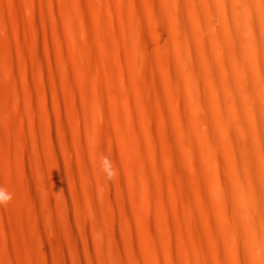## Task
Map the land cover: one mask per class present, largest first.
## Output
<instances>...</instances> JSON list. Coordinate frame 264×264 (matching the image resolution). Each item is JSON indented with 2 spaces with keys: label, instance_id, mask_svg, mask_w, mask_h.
Masks as SVG:
<instances>
[{
  "label": "bare ground",
  "instance_id": "obj_1",
  "mask_svg": "<svg viewBox=\"0 0 264 264\" xmlns=\"http://www.w3.org/2000/svg\"><path fill=\"white\" fill-rule=\"evenodd\" d=\"M41 1H50V17L56 26L54 37L62 48L72 45L77 60L90 58L80 75L85 83L86 108L77 110L78 115H84V110L87 112L92 106L108 124L107 133H114L105 103L89 87L96 77L94 67L100 60V46L104 53L119 60V64L110 67L112 86L120 78L138 90L137 96H123L124 117L130 123L127 131L120 132L123 143L132 145L148 139L156 164L160 142L153 130L154 108L158 107L165 116L172 108H168V100H174L179 129L163 139L162 156L169 163L170 176L180 180L191 176L200 196L197 200L185 198L186 207L180 212L190 233L180 247L172 244L169 227L159 236L154 235V229H148L146 242L156 263L264 264V0H164L163 6L155 3L151 21L158 29V47L167 56L160 63L162 78L153 68L160 59L153 54L155 42L142 26L141 13L134 8V20L128 22L124 0H61L60 5L55 0ZM92 1L99 4L93 13L94 8L87 4ZM112 1H117L121 9L122 35L111 16ZM80 38H84V43H80ZM125 49L129 55H142L144 64L127 57ZM65 54L63 50L61 62L67 68ZM173 56L178 60L174 61ZM138 65L143 66L139 70L143 75L140 83L133 80V73L140 69ZM67 74L63 83L67 92L73 93ZM153 92L159 96L157 102ZM143 125L147 126L145 131ZM62 126L64 149L72 163L73 148L66 127ZM183 162L190 165L191 172L182 168ZM110 165L116 169L113 163ZM211 199L217 201V205H212L218 212L214 219ZM121 209L124 221L131 224L130 210L123 199ZM39 210L36 204L35 212ZM14 214L20 218L18 211L14 210ZM90 214L88 208L80 207L81 220L87 221ZM158 214L164 216L153 211L150 218ZM42 224L35 230L24 223L16 228L17 264H39L37 256L44 253V248L37 239L46 233ZM186 224L175 227L182 230ZM210 233L216 251L213 257ZM144 243L131 239L127 250L119 249L117 260L120 264H148L151 258Z\"/></svg>",
  "mask_w": 264,
  "mask_h": 264
},
{
  "label": "rangeland",
  "instance_id": "obj_2",
  "mask_svg": "<svg viewBox=\"0 0 264 264\" xmlns=\"http://www.w3.org/2000/svg\"><path fill=\"white\" fill-rule=\"evenodd\" d=\"M55 1L61 4V0ZM124 2L126 20H134L132 12L138 9L147 36L155 42V47L157 44L153 54L160 62L155 61L153 68L162 78L160 63L167 56L158 47V29L151 21V14L155 3L163 6L165 1ZM87 4L90 9L94 8L92 13L99 5L93 1ZM49 5L50 1L45 4L41 0H0V264H17L18 241L14 234L23 223L32 226L31 230L43 223L45 236L37 239L44 248V253L39 252L37 256L39 264H120L119 249L127 250L134 238L140 245L146 243L143 246L151 258L148 264H157L147 243L148 229H154V235L159 236L169 227L172 244L180 247L190 233L180 212L186 207L185 198L197 200L200 196L191 176L183 180L170 176L169 163L162 156L163 139L179 129L177 107L169 98L168 108H172L167 115L154 108L157 111L154 110L153 130L160 142L157 164L148 139L124 144L120 132L128 129L130 123L125 118L123 96H137L138 90L136 86L125 85L120 78L112 86L110 67L119 64V60L104 53L100 46V60L94 67L96 77L89 87L105 103L114 133H107L108 124L95 113L94 107L78 115L77 110L86 108L85 83L80 75L90 58L77 60L72 45L62 48L54 37L56 26L50 17ZM109 9L122 35L120 20L123 19L118 2L112 1ZM83 40L80 38V43ZM63 50H66L67 68L61 62ZM136 56L131 54L129 58L144 64V57L138 55L140 61ZM172 59L178 60L177 56ZM142 68L133 73L136 83L143 80ZM67 73L73 93L67 92L63 83ZM155 94L153 99L158 97L154 99L157 102L159 96ZM63 124L73 148L72 163L64 149ZM143 127L145 131L147 126ZM182 168L191 172L187 162L182 163ZM122 199L130 210L131 224L124 221ZM212 205H217V201L211 199ZM82 206L91 212L87 221L79 216ZM215 207L212 206V219L218 213ZM14 210L20 213V218ZM153 211L165 217L158 214L151 219ZM178 223L186 226L180 230L175 227ZM211 237L210 233L213 257L216 251Z\"/></svg>",
  "mask_w": 264,
  "mask_h": 264
}]
</instances>
